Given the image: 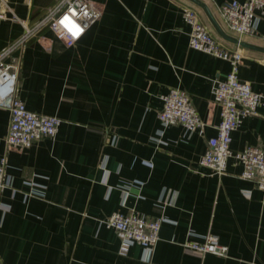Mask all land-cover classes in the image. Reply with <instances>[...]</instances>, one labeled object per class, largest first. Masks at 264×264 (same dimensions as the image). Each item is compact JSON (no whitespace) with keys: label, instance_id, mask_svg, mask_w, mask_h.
Returning a JSON list of instances; mask_svg holds the SVG:
<instances>
[{"label":"crops","instance_id":"crops-1","mask_svg":"<svg viewBox=\"0 0 264 264\" xmlns=\"http://www.w3.org/2000/svg\"><path fill=\"white\" fill-rule=\"evenodd\" d=\"M58 1L8 3L32 24ZM87 1L101 16L74 45L43 28L20 53L17 95L28 110L61 120L56 135L7 149L9 112L0 107V156L10 181L1 196L8 206L0 209L1 264H146L141 246L123 247L101 224L115 211L166 218L152 264H264V190L239 176L242 165L232 157L222 175L198 163L220 121L211 86L230 65L188 45L183 8L194 7L223 46L241 49L238 78L263 95L264 53L224 41L187 0ZM202 1L233 35L220 15L230 0ZM20 31L0 20V49ZM241 40L264 47V18ZM171 87L187 92L202 128L189 134L182 125L161 126L160 96ZM260 145L264 99L231 133L230 149ZM32 182L43 197L28 195ZM207 234L227 245V257L184 245Z\"/></svg>","mask_w":264,"mask_h":264},{"label":"built area","instance_id":"built-area-1","mask_svg":"<svg viewBox=\"0 0 264 264\" xmlns=\"http://www.w3.org/2000/svg\"><path fill=\"white\" fill-rule=\"evenodd\" d=\"M220 15L228 30L238 39L256 33L257 25L264 18V0H230L220 6ZM101 16V9L87 0H59L46 9L36 22L29 24L17 17L8 0H0V20H10L21 27L17 37L0 49V107L9 112V125L5 136L7 149L28 148L43 138H53L61 120L52 115H43L28 110L17 95V80L20 69V53L27 42L37 36L43 28H49L66 46H72ZM183 19L189 26L188 45L195 50L226 60L229 71L222 79H216L211 86L213 101L220 108V121L215 136L208 138L207 146L199 159V165L207 168L210 174L225 173L227 159L232 157L242 165L240 177L252 181L264 190V146H245L232 152L231 133L247 115L257 114V108L264 95L252 90L248 81L238 78V68L243 54L239 47L230 49L223 46L213 36L192 6L183 8ZM162 107L157 117L163 128L182 125L191 134L202 128L203 123L192 105L187 92L179 87H171L161 96ZM6 157L0 156V209L5 212L8 206L1 202L2 192L10 187L5 172ZM29 196L43 197L44 193L32 182ZM123 201L127 191L123 192ZM163 216L149 217L130 211H115L101 219V224L112 228L120 236L124 247L137 244L143 250V260L151 263V254L159 239ZM184 245L200 254L228 256L227 245L220 242L215 234H207L202 241H187ZM1 264V262H0Z\"/></svg>","mask_w":264,"mask_h":264},{"label":"water","instance_id":"water-1","mask_svg":"<svg viewBox=\"0 0 264 264\" xmlns=\"http://www.w3.org/2000/svg\"><path fill=\"white\" fill-rule=\"evenodd\" d=\"M187 1H189L193 5L197 6L199 9H201V11L203 12L205 17L207 18L208 22L210 23V25L212 26L214 31L224 41H227V42H229L231 44L240 46L242 48H246V49H250V50H254V51H257V52L264 53V47L263 46H259V45H256V44L249 43L247 41L238 39L236 36L228 34L220 26V24L217 22V20L215 19L214 15L212 14V12L210 11L209 7L207 6V4L205 2H203L202 0H187Z\"/></svg>","mask_w":264,"mask_h":264}]
</instances>
